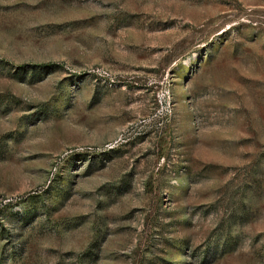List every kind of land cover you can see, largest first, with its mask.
Returning <instances> with one entry per match:
<instances>
[{
    "label": "rangeland",
    "instance_id": "obj_1",
    "mask_svg": "<svg viewBox=\"0 0 264 264\" xmlns=\"http://www.w3.org/2000/svg\"><path fill=\"white\" fill-rule=\"evenodd\" d=\"M0 264H264V0H0Z\"/></svg>",
    "mask_w": 264,
    "mask_h": 264
}]
</instances>
